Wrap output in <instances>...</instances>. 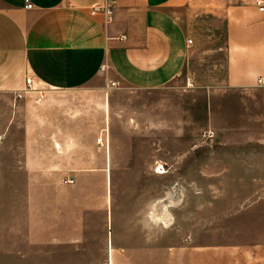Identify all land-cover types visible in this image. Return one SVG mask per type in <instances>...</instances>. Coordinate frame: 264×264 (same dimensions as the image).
Returning a JSON list of instances; mask_svg holds the SVG:
<instances>
[{
  "label": "crops",
  "instance_id": "obj_1",
  "mask_svg": "<svg viewBox=\"0 0 264 264\" xmlns=\"http://www.w3.org/2000/svg\"><path fill=\"white\" fill-rule=\"evenodd\" d=\"M103 1L0 0V264H264V242L199 248L192 212L167 257L166 192L151 214L148 179L205 185L191 193L209 197L210 227L237 218L244 233L255 217L243 195L264 185L258 0L226 6L225 78L187 84L184 101L178 13L192 0H115L111 23L91 15Z\"/></svg>",
  "mask_w": 264,
  "mask_h": 264
},
{
  "label": "rangeland",
  "instance_id": "obj_2",
  "mask_svg": "<svg viewBox=\"0 0 264 264\" xmlns=\"http://www.w3.org/2000/svg\"><path fill=\"white\" fill-rule=\"evenodd\" d=\"M246 1L248 0H192V4L186 10L178 13L186 31V38L194 41V44L187 48V64L179 80L182 87L180 92L183 101L188 95L185 86L189 79L192 80L195 86L194 89L200 90L211 86L216 87L222 83L226 74L227 60V31L224 9L228 4L232 5ZM27 90L31 91L33 89ZM202 136L203 133L198 132L196 137L192 138L190 142H193V145H204ZM176 141L179 146L189 145L184 139H177ZM148 179L151 182L149 186L151 214L154 213L156 215L158 210L161 211L162 206L158 207L157 200L162 196L164 191L166 192L165 212L167 230L165 235L160 234V238L162 240L164 237L167 257L172 256L176 238L179 241L180 238L183 240L185 237H189L188 234L175 233L173 227L175 225H191V212L192 215H197L194 217L192 225H197L198 232L194 237L199 248L231 245L244 241L264 242V185L244 187L245 194L243 195V201H246L244 203L245 206H248L251 203L250 201L253 200H257V203L255 206V217L251 221L247 218L244 225L245 232L238 233L239 224L237 218H214L213 227H210L212 221L205 217L207 205L211 207V201H207L209 197L205 194L196 197L191 193L194 190L204 192L205 185L175 187L174 176H170L165 181H162L150 174ZM179 190H182L183 195L181 204L179 203V195L178 197H174V192H179ZM179 205L182 206V213ZM176 211H178V217L174 216ZM234 212H237V210H230V213ZM251 222L255 225L254 231H250V228L247 227V225H251ZM242 229L243 227H241Z\"/></svg>",
  "mask_w": 264,
  "mask_h": 264
},
{
  "label": "built area",
  "instance_id": "obj_3",
  "mask_svg": "<svg viewBox=\"0 0 264 264\" xmlns=\"http://www.w3.org/2000/svg\"><path fill=\"white\" fill-rule=\"evenodd\" d=\"M257 6L260 7V11L264 12V1L258 0L257 1ZM27 8L32 9L33 5L30 4L29 2L27 3ZM116 11V1L115 0H104L103 3L95 5L91 9V15L96 16V15H103L106 19V23H111L113 21L114 15ZM194 44V41L192 39L188 40V47H191ZM188 86H191L192 81L189 79L188 80ZM33 81L32 79L27 80V87L28 89H32ZM211 136V135H210ZM102 139L98 140V143H101ZM165 167L163 165L158 166L156 168V171L158 173H164L165 172ZM70 183H73V181H69Z\"/></svg>",
  "mask_w": 264,
  "mask_h": 264
}]
</instances>
